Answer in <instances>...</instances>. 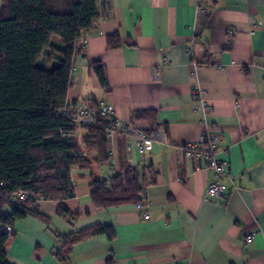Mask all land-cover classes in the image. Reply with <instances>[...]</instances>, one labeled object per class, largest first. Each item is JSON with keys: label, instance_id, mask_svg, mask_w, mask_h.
Instances as JSON below:
<instances>
[{"label": "crops", "instance_id": "crops-1", "mask_svg": "<svg viewBox=\"0 0 264 264\" xmlns=\"http://www.w3.org/2000/svg\"><path fill=\"white\" fill-rule=\"evenodd\" d=\"M97 8L82 34L86 44L72 57L65 103H110L120 122L145 132L164 128L168 144L125 155L140 175L138 204L95 207L91 181L106 162L71 165L74 196L38 200L44 220L15 219L7 261L64 264L56 256L58 237L101 224L114 235L73 244L67 264H264V0H97ZM49 43L63 49L58 36ZM48 55L46 49L37 60L45 69L57 63ZM194 84L212 106L207 120L221 136L219 157L228 164L223 198H204L211 173L204 161L182 153L204 129L190 97ZM84 133L69 136L85 157ZM61 205L67 214L58 213Z\"/></svg>", "mask_w": 264, "mask_h": 264}, {"label": "trees", "instance_id": "trees-1", "mask_svg": "<svg viewBox=\"0 0 264 264\" xmlns=\"http://www.w3.org/2000/svg\"><path fill=\"white\" fill-rule=\"evenodd\" d=\"M98 16L97 0H0V181L5 184L0 188V227H12L15 219L27 215L46 219L37 202L12 203V192L23 190L35 199L52 201L72 198L70 166L96 167L108 159L104 130L111 121L99 116L94 125L79 127L55 114L65 104L77 42ZM53 36L60 38L61 51L50 46ZM46 49L49 60L57 57L51 69L37 64ZM95 71L106 86L103 68L99 65ZM80 128L85 129V157L77 154V139L69 136ZM117 163L110 183L97 176L91 181L90 198L97 208L143 199L140 175L126 163L122 136L117 139ZM5 206L12 207L11 214L3 213ZM58 213L68 210L61 205ZM99 234L112 237L114 230L96 224L58 237L62 245L57 258L67 264L73 244ZM11 235L0 231V264H10L4 246Z\"/></svg>", "mask_w": 264, "mask_h": 264}, {"label": "built area", "instance_id": "built-area-1", "mask_svg": "<svg viewBox=\"0 0 264 264\" xmlns=\"http://www.w3.org/2000/svg\"><path fill=\"white\" fill-rule=\"evenodd\" d=\"M86 42V35H82L77 42V46L81 48ZM186 50L189 54H192V49L190 47H187ZM190 97L203 114L202 123L204 129L199 141L186 143L181 146L182 153L186 159L204 161L211 173L204 198H223L226 195V187L221 180L227 177L228 164L219 157L221 136L212 125H209L207 120L213 108L204 99L203 92L198 84L192 85ZM55 114L58 117L72 121L75 125L81 126L94 125L99 116L111 121L110 126L104 130L106 154L108 157L106 161L107 169H101L97 174V177L107 184L110 183L113 174L117 170L118 136L123 137L124 153L128 156L131 155L134 150L139 153H144L151 151L155 144H168V137L164 128L158 127L150 132H145L130 122H120L115 118V109L110 103L101 102L95 105L65 103L61 108L55 111ZM4 185V182L0 181V188L4 187ZM10 200L15 205L30 206L35 204L38 200H41V198L35 199L28 192L16 190L12 192ZM143 216L148 218L149 213L145 212ZM0 231L11 235L12 227L8 225L1 226ZM253 236V234L249 235L246 237L245 241H250Z\"/></svg>", "mask_w": 264, "mask_h": 264}]
</instances>
